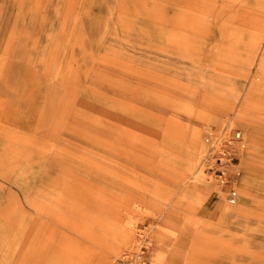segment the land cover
Listing matches in <instances>:
<instances>
[{
	"label": "rangeland",
	"instance_id": "rangeland-1",
	"mask_svg": "<svg viewBox=\"0 0 264 264\" xmlns=\"http://www.w3.org/2000/svg\"><path fill=\"white\" fill-rule=\"evenodd\" d=\"M0 264H264V0H0Z\"/></svg>",
	"mask_w": 264,
	"mask_h": 264
},
{
	"label": "built area",
	"instance_id": "built-area-1",
	"mask_svg": "<svg viewBox=\"0 0 264 264\" xmlns=\"http://www.w3.org/2000/svg\"><path fill=\"white\" fill-rule=\"evenodd\" d=\"M224 130V129H223ZM205 143L209 146L210 150H217L214 153V163L217 166L215 169V176L217 177L219 183L229 184V202L235 203L238 198V182L237 179L239 177V170L235 169L233 174V179L231 181H226V171L223 169L226 164L234 161L235 165L238 164L237 153L244 148V142L241 138L239 132L235 131L232 133L229 139L222 140L217 137H213L212 135H207L205 138Z\"/></svg>",
	"mask_w": 264,
	"mask_h": 264
},
{
	"label": "bare ground",
	"instance_id": "bare-ground-1",
	"mask_svg": "<svg viewBox=\"0 0 264 264\" xmlns=\"http://www.w3.org/2000/svg\"><path fill=\"white\" fill-rule=\"evenodd\" d=\"M241 110L242 111H241L240 115H243V116H241L242 117L241 118V121L244 122V123H246V125H250V121L252 120L251 118L254 117L255 111H254V109L252 108V106L250 105V103L246 99H244L242 101V103H241ZM210 117H211V115L208 112V114H207V116L205 118V121H208L210 119ZM198 137H199V129H198V127L195 126L194 131H193V133L191 135L190 142H189L190 145H191V147H192V149H193V154H195V155H196V151H197L198 147H200L199 146ZM196 164H197V162H196V159L195 158H191L185 164L187 175L189 177H192L193 175H195V177H193V179H195L197 181L200 180L203 183L202 186L205 187L208 190L209 193H210V191L219 192L218 189L214 188L215 187V184H212L211 185L210 182H208V179H206L204 177V175H202L203 174L202 173V170H197V167H195ZM122 235H124V234H122Z\"/></svg>",
	"mask_w": 264,
	"mask_h": 264
},
{
	"label": "crops",
	"instance_id": "crops-1",
	"mask_svg": "<svg viewBox=\"0 0 264 264\" xmlns=\"http://www.w3.org/2000/svg\"><path fill=\"white\" fill-rule=\"evenodd\" d=\"M207 114H208V113H206L205 116L203 117V122L205 121V118H206ZM196 127H198V125H196ZM207 197H208V196H207ZM207 197H206V198H207Z\"/></svg>",
	"mask_w": 264,
	"mask_h": 264
}]
</instances>
